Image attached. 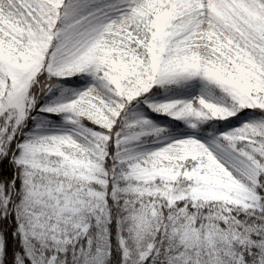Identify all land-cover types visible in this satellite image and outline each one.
<instances>
[{"label":"snow or ice","instance_id":"1","mask_svg":"<svg viewBox=\"0 0 264 264\" xmlns=\"http://www.w3.org/2000/svg\"><path fill=\"white\" fill-rule=\"evenodd\" d=\"M0 264H264V0H0Z\"/></svg>","mask_w":264,"mask_h":264}]
</instances>
